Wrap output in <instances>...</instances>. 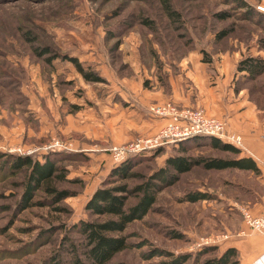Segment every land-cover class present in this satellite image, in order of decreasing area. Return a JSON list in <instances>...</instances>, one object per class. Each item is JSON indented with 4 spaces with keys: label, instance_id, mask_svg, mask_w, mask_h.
I'll return each mask as SVG.
<instances>
[{
    "label": "rangeland",
    "instance_id": "obj_1",
    "mask_svg": "<svg viewBox=\"0 0 264 264\" xmlns=\"http://www.w3.org/2000/svg\"><path fill=\"white\" fill-rule=\"evenodd\" d=\"M165 1L176 14L169 15L162 0H0V149L41 158L46 148L59 156L60 166L51 181L31 185L26 194L28 168L15 169L9 157L0 159V264H72L74 255L83 258V238L71 226L101 218L84 206L111 170L105 153L154 136L163 126L156 130L133 114L142 106L148 111L151 104L170 102L217 118L203 108L206 98L215 97L220 105L239 98L256 106V79H244L236 64L245 56L263 58L257 54H264L258 19L244 16L228 0ZM244 1L255 10L264 6V0ZM219 12L228 15L219 18ZM225 28L230 32L217 39ZM45 47L75 56L104 81H85L59 58L51 66L46 55L38 54ZM172 83L181 86L179 93H189V105L171 97L176 92ZM156 92L162 100L143 102ZM257 99L264 103V97ZM113 102L123 109L111 108ZM170 145L165 147L169 151ZM81 147L93 150L96 159L83 158ZM33 148L38 149L26 153ZM185 154L231 156L191 143ZM163 156L134 159L132 171L146 177ZM140 177H133L130 186ZM49 185L64 196L55 199ZM197 189L209 197L183 199ZM259 195L264 186L254 173L193 167L157 194L148 213L127 225L128 246L110 264H164L204 248L196 246L202 238L226 232L230 238L243 228L241 209L252 208ZM136 199L131 194L127 204ZM228 243L221 242L199 262ZM238 256L240 264L256 260Z\"/></svg>",
    "mask_w": 264,
    "mask_h": 264
},
{
    "label": "trees",
    "instance_id": "obj_2",
    "mask_svg": "<svg viewBox=\"0 0 264 264\" xmlns=\"http://www.w3.org/2000/svg\"><path fill=\"white\" fill-rule=\"evenodd\" d=\"M163 5L169 15L176 14L173 10H169V5L165 0ZM234 8H240L245 11L244 16L256 17L258 23L261 24L262 37L260 39L259 48L264 47V14L255 10L244 0H228ZM227 12H219L216 14L219 18H225ZM147 19H144V23ZM230 28L221 29L216 34L217 39H221L230 32ZM45 56L51 66L54 61L59 58L61 61L71 63L76 71H78L85 81L103 82L104 78L98 72L88 70L77 60L75 56L65 54L50 53L48 48H42L38 53ZM207 61V60H206ZM236 71L239 72L244 79L255 80L264 73V59L261 57L245 56L236 64ZM194 146L207 144L211 149L231 156H203L185 154L187 145ZM171 151L165 146H159L150 153H130L127 157L117 165H114L108 173V177L102 181V184L96 188L85 204V210L92 216L101 217L89 220H80L74 223L71 228L79 233L83 238L81 245L83 258L73 256L72 264H110L111 259L116 253L128 246L126 236L123 231L129 223L134 220L141 219L156 202L157 194L166 186L175 183L180 174L190 171L193 167L200 166L205 170H225L237 169L251 171L255 175L258 174L259 168L255 161L246 156H240L241 150L235 146L220 141L219 139L207 135H194L183 140L171 144ZM54 152L40 151L41 158L33 155L20 154L13 151L0 149V159L9 157L10 164L15 169L23 167L28 168L26 194L33 184H40L43 181H51L57 174L58 166L57 155ZM68 153V151H67ZM69 154V153H68ZM163 156L162 163L158 165L153 172L142 178L132 171L134 159L148 160L160 155ZM55 158H54V157ZM83 158H88L84 153ZM4 158V159H5ZM43 158V159H42ZM4 161V160H3ZM133 177H140L141 181L133 185L129 181ZM47 191L60 199L61 193L53 186L49 185ZM137 195L136 201L128 205V199L131 194ZM66 195V194H65ZM26 196V195H25ZM209 197L203 190L197 189L184 196L183 199L189 201H197ZM27 198V197H26ZM216 246H205L195 253H183L172 256L164 264H184L191 261V264H240L239 250L234 246H227L221 249V252L202 262L199 259L206 253H212L217 250ZM73 251H77L72 247Z\"/></svg>",
    "mask_w": 264,
    "mask_h": 264
},
{
    "label": "crops",
    "instance_id": "obj_3",
    "mask_svg": "<svg viewBox=\"0 0 264 264\" xmlns=\"http://www.w3.org/2000/svg\"><path fill=\"white\" fill-rule=\"evenodd\" d=\"M257 54L264 58L263 52L259 51ZM181 82L182 81H180V85ZM180 85V88L177 85L174 87L172 83V86L177 93L175 92L171 95V97H175V102L178 105L187 106L192 100L188 96L189 93H179L181 90ZM186 87L187 84L184 83L182 87L183 90L185 89L187 91ZM258 96H260V98L264 97V73H262L256 79V106L251 103H245L239 98H233L231 100L229 99L230 101L228 102L222 101V104L220 105L215 101V97H211L209 99L206 98V100H203V104L206 107L203 108L206 110V112H209L212 115L224 118L227 122L228 129L241 135L244 147L240 152V156L250 157L255 161L260 171L255 175L256 179L261 183L262 186H264V103H261L257 99ZM162 98L163 97H160V94L156 92L153 93V95L146 97L143 102L147 103L151 100H162ZM181 103L183 105H181ZM208 104H211L212 107H209ZM142 107L143 108L140 109L138 108L139 110H136L133 112V114H138L141 121L149 124L148 126L155 127L157 130L165 123L164 119L152 116L148 111H146L144 106ZM111 108L118 110L123 109L115 102H113V106ZM79 150L81 152L84 151V154H86L89 159H96L95 152L93 150L86 147H81ZM105 155H109V153H105ZM110 163V168H112L114 166L112 160ZM249 172L253 173L251 171ZM250 211L253 213H264V195H259L257 197L256 203L252 208H250ZM243 226L244 225H242V227ZM246 231L247 234H249H246L243 237H237L235 235L231 236L229 238V243L225 247L234 246L239 250L242 259L244 258L246 261L252 258L249 263L256 259L254 264H264V233L256 234L254 232H248L247 229ZM251 237H253V241L250 242L251 244H248V249L246 248L247 245L245 246L244 243Z\"/></svg>",
    "mask_w": 264,
    "mask_h": 264
},
{
    "label": "built area",
    "instance_id": "obj_4",
    "mask_svg": "<svg viewBox=\"0 0 264 264\" xmlns=\"http://www.w3.org/2000/svg\"><path fill=\"white\" fill-rule=\"evenodd\" d=\"M256 9L264 13V6H256ZM148 112L154 116L165 120L159 131L151 137L138 139L125 146H114L109 150V155L114 165L122 162L130 153H150L159 146H169L187 137L194 135H207L219 139L222 142L243 149V140L239 133L228 129L224 118L209 116L201 108L191 109L189 107H177L170 102L151 104ZM61 148V147H58ZM38 148H33L26 153H32ZM22 152L19 149H12ZM44 148L42 151H47ZM11 151V150H10ZM41 151V150H40ZM243 228L235 236L243 237L247 234L246 228L264 233V213H253L247 207L241 209ZM229 239V233L220 236L205 237L196 242V246L205 247L219 245Z\"/></svg>",
    "mask_w": 264,
    "mask_h": 264
}]
</instances>
